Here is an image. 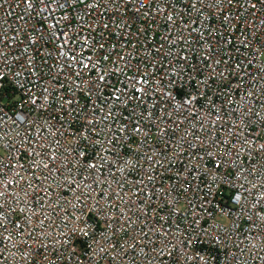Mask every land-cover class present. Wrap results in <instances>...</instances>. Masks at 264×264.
<instances>
[{"label":"built area","instance_id":"2783aa9c","mask_svg":"<svg viewBox=\"0 0 264 264\" xmlns=\"http://www.w3.org/2000/svg\"><path fill=\"white\" fill-rule=\"evenodd\" d=\"M0 264H264V0H0Z\"/></svg>","mask_w":264,"mask_h":264}]
</instances>
